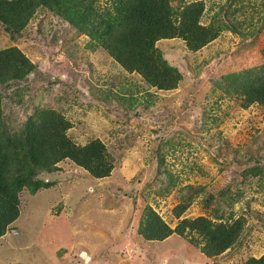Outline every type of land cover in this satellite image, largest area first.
Masks as SVG:
<instances>
[{
  "label": "rangeland",
  "instance_id": "1",
  "mask_svg": "<svg viewBox=\"0 0 264 264\" xmlns=\"http://www.w3.org/2000/svg\"><path fill=\"white\" fill-rule=\"evenodd\" d=\"M190 1L203 3L200 23L213 37L199 48L182 37L156 41L179 70L173 88L124 68L45 7L14 36L0 22V49L17 47L35 67L0 85L9 129L51 109L76 144L100 140L112 166L94 177L65 158L41 171L0 236V264H241L264 253V105L243 107L234 89L264 70V0L170 3ZM148 208L171 228L198 216L242 227L234 244L208 256L194 231L145 240Z\"/></svg>",
  "mask_w": 264,
  "mask_h": 264
},
{
  "label": "trees",
  "instance_id": "2",
  "mask_svg": "<svg viewBox=\"0 0 264 264\" xmlns=\"http://www.w3.org/2000/svg\"><path fill=\"white\" fill-rule=\"evenodd\" d=\"M106 1L108 4L102 7L98 0H0V22L14 36L37 8L45 7L87 34L124 68L140 72L158 88L175 87L180 73L163 58L156 41L182 37L191 47L199 48L213 37L212 31L200 23L204 7L201 1L178 7L171 5L170 0ZM33 69L17 47L0 49V85L25 80ZM234 89L240 93L243 107L253 102L264 105V70ZM68 127L63 115L41 107L33 110L20 129L11 131L0 101V236L19 216L21 190L29 184L36 190L40 186L36 176L55 169L60 160L69 158L94 177L110 173L112 166L104 144L95 139L78 145L66 135ZM174 210L179 216L183 205ZM241 227L239 220L216 222L198 216L183 218L171 228L148 208L140 234L150 241L163 240L173 232L183 235L186 230L194 231L203 239V253L214 256L236 242ZM241 264H264V253Z\"/></svg>",
  "mask_w": 264,
  "mask_h": 264
}]
</instances>
